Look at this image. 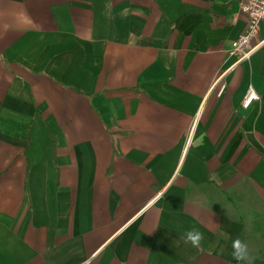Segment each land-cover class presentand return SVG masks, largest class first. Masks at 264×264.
Returning <instances> with one entry per match:
<instances>
[{"label": "crops", "instance_id": "crops-1", "mask_svg": "<svg viewBox=\"0 0 264 264\" xmlns=\"http://www.w3.org/2000/svg\"><path fill=\"white\" fill-rule=\"evenodd\" d=\"M243 2L0 0V264H264Z\"/></svg>", "mask_w": 264, "mask_h": 264}, {"label": "built area", "instance_id": "built-area-1", "mask_svg": "<svg viewBox=\"0 0 264 264\" xmlns=\"http://www.w3.org/2000/svg\"><path fill=\"white\" fill-rule=\"evenodd\" d=\"M240 11L246 18L248 27L246 32L231 45V54L238 56L236 64L248 61L257 50L264 47V38L260 37V30L264 25V0H244ZM225 73L219 77L217 84L222 82ZM258 99V94L253 89L249 90L244 99L243 108H250L252 103Z\"/></svg>", "mask_w": 264, "mask_h": 264}, {"label": "clouds", "instance_id": "clouds-1", "mask_svg": "<svg viewBox=\"0 0 264 264\" xmlns=\"http://www.w3.org/2000/svg\"><path fill=\"white\" fill-rule=\"evenodd\" d=\"M203 234L196 229H192L185 234V243H191L193 247H200L203 240ZM232 257L236 261H245L249 259L248 246L243 243L239 238L235 239L232 243ZM85 264H88L86 261Z\"/></svg>", "mask_w": 264, "mask_h": 264}]
</instances>
